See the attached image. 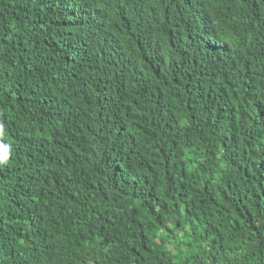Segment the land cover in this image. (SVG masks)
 Here are the masks:
<instances>
[{"label":"trees","instance_id":"1","mask_svg":"<svg viewBox=\"0 0 264 264\" xmlns=\"http://www.w3.org/2000/svg\"><path fill=\"white\" fill-rule=\"evenodd\" d=\"M0 264H264V0H0Z\"/></svg>","mask_w":264,"mask_h":264},{"label":"clouds","instance_id":"2","mask_svg":"<svg viewBox=\"0 0 264 264\" xmlns=\"http://www.w3.org/2000/svg\"><path fill=\"white\" fill-rule=\"evenodd\" d=\"M9 158V151L3 145H0V165L6 163Z\"/></svg>","mask_w":264,"mask_h":264}]
</instances>
